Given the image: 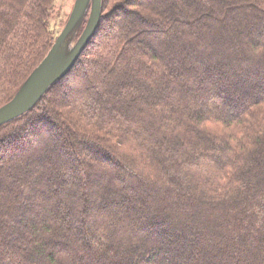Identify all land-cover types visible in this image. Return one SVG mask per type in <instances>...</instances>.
Returning a JSON list of instances; mask_svg holds the SVG:
<instances>
[{
    "label": "trees",
    "instance_id": "1",
    "mask_svg": "<svg viewBox=\"0 0 264 264\" xmlns=\"http://www.w3.org/2000/svg\"><path fill=\"white\" fill-rule=\"evenodd\" d=\"M112 1L70 72L0 124V160L28 151L0 169V264H264V0ZM53 2L0 0V106L51 48Z\"/></svg>",
    "mask_w": 264,
    "mask_h": 264
},
{
    "label": "water",
    "instance_id": "2",
    "mask_svg": "<svg viewBox=\"0 0 264 264\" xmlns=\"http://www.w3.org/2000/svg\"><path fill=\"white\" fill-rule=\"evenodd\" d=\"M89 16L82 32L66 57H61V47L67 36L78 28L86 10ZM102 0H75L71 12L56 36L45 57L19 87L13 97L0 106V124L27 112L44 92L56 81L67 75L94 35L101 16Z\"/></svg>",
    "mask_w": 264,
    "mask_h": 264
},
{
    "label": "rangeland",
    "instance_id": "3",
    "mask_svg": "<svg viewBox=\"0 0 264 264\" xmlns=\"http://www.w3.org/2000/svg\"><path fill=\"white\" fill-rule=\"evenodd\" d=\"M74 1L75 0H54L53 5L51 7V15H50V20H49V28H50V31H51L53 36L56 37L59 34V32L61 31V29L63 28V26H64V24H65V22H66V20H67V18L69 16V14L71 12V9L73 7ZM113 1L111 2V4L122 3L124 8L131 9V4H132L131 0H127V1L126 0H113ZM178 2H182V0H178ZM207 5L208 4H204V5L202 4V6H198V8L196 9V12L195 11L194 12L196 14L197 13L199 14V13L206 12ZM227 7H228V5H227ZM89 10H90V7H88V9L86 10V20L88 19V16H89ZM178 11L179 10H174V13H175L176 16H179V12ZM227 13L229 14L228 11H227ZM117 15H118L117 18L113 16V19L115 18V20H114L115 24H114V27L112 28V31H116V32L119 29L122 28L121 25H122L123 18L125 16L124 14H118V12H117ZM150 15L153 16V14H150ZM106 26H107V24H106ZM78 36H79V34H78V31H77L76 28L67 36V38L65 39V41L63 42L62 47H61V52H60L61 55H62L61 57H66L70 53V51L72 50V48L74 47V45H75V43H76V41L78 39ZM103 50H104V60H106L105 59V49H103ZM129 64L128 63H124L119 68H121V67H123L125 65L131 66V68L133 69V71L131 72V75H130L131 78L135 77V78L139 79L145 85H147L151 90L157 89L158 86L161 84L160 83V79L154 78V80L156 81V82H154V81H150L149 77H147L146 75H143L141 73V69H140V66L138 64H135L133 62H131ZM98 65L100 67L99 66H93V67L89 68V72H91V71H96V73L98 72V75H101V78H103V81H104V80L107 79L106 75H108L109 72L106 71L107 67H106V65L104 66V62L103 61H100ZM101 65H102L103 68H101ZM112 66H114V64ZM119 68L117 69V71L119 70ZM111 69L114 70V67H111ZM101 84L102 83L99 82V83L96 84V87H93V88L97 89V87L98 86L100 87ZM119 87L120 86L117 85L116 86V90H115L117 96H119L120 98H123L124 100H128V99H132L133 98V99H136L138 102L141 103V98L144 96V92H143L142 89L139 88L137 90H134V93H132L133 89L130 86H127V87L121 86L120 88ZM58 90L60 92H62V93L67 92L66 91L67 89L65 87H59ZM127 94L130 95L128 98H127ZM65 95L66 96L68 95L69 97H77L78 91H74V90L72 92L69 91ZM150 106L151 105H149V103H147V105L143 104V106H142V107H147L146 108L147 109L146 112L148 114H152L153 113V110H151ZM146 119L149 120L148 117ZM40 125H42V124L40 123ZM39 133L41 135H45L47 133V135L51 137L50 139L53 140L52 141L53 143H57V141H58V137L57 136H54V137L51 136L50 129L42 128V129H40L38 131V134ZM36 135H37V132L34 133V134L31 133V137L35 138ZM31 146L32 145H30V148H31ZM30 148L28 146L27 149H30ZM73 151H74V149H73ZM27 152L28 151L26 150V152L20 153L19 154L20 156L18 154H16L12 159H9L8 161H5L4 157H2V160H0V169L5 167L6 165L20 163L22 161V158L24 157V155L27 154ZM95 156H96V153H95ZM2 161H5V162L3 163ZM97 168H98V166H94V169H95L94 171H96ZM72 174H73V171L71 170V168H69L67 174L64 175L66 183L70 182V183H72V185H74V184L84 185L85 182H84V179H82L81 174L78 177H73ZM32 177H33V175H32ZM193 178H194V180H196L195 177H193ZM2 179L4 180L3 182L6 183V185H11L10 182H12V181H11V177L10 176L6 177L4 175L2 177ZM29 179H30V181L32 180L31 176L28 178V180ZM190 182H191L190 179H184L183 186H186V187L188 186L189 187L190 186ZM14 183L17 184V182H14ZM88 188L90 190H96L98 192H101L102 189H103V187H101V183L98 184L97 186L96 185H89ZM1 191H3V190H1ZM0 198H1V202L3 203V205H7L8 204L7 202L11 201L9 199L7 202H5L4 198H6V197H4V195L1 196V194H0ZM91 199H95V197H92ZM62 201H64L65 204H69L70 203L68 199H65V200H62ZM45 203H46V201L45 202H38V205L36 207H44ZM79 206H80V203L79 204L77 203V206H76V203H75V207H79ZM91 214H92V211H91ZM29 224L31 225L32 228H34L35 226H36V228L40 226V222L39 221L34 222V223L29 221ZM28 228L29 229H26L23 232V234L26 236V238H29L28 236L30 234V227H28ZM79 228L80 227L77 226V229H79ZM12 233L16 236V233L14 231H12ZM1 236H0V238H1ZM87 239H88L90 244L95 246V242H94V239L92 237L87 236ZM167 255L169 257H171V258L174 257V254L172 252H167ZM112 261H114V260L112 259ZM44 263L46 264V263H48V261H44Z\"/></svg>",
    "mask_w": 264,
    "mask_h": 264
}]
</instances>
